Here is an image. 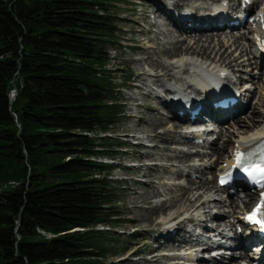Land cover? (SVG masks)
<instances>
[{
    "label": "trees",
    "instance_id": "obj_1",
    "mask_svg": "<svg viewBox=\"0 0 264 264\" xmlns=\"http://www.w3.org/2000/svg\"><path fill=\"white\" fill-rule=\"evenodd\" d=\"M118 4L0 0V264H114L111 231L125 215L101 160L122 149L107 67Z\"/></svg>",
    "mask_w": 264,
    "mask_h": 264
},
{
    "label": "bare ground",
    "instance_id": "obj_2",
    "mask_svg": "<svg viewBox=\"0 0 264 264\" xmlns=\"http://www.w3.org/2000/svg\"><path fill=\"white\" fill-rule=\"evenodd\" d=\"M178 1L181 4H188V6L178 7L175 0H143L145 6L146 4L150 5L149 11L152 14L153 24H147L146 34L142 29H139L138 34L144 38L133 49L134 51L139 50L140 56L133 59L135 65V74L133 75L137 78L135 80L136 83L133 84V89L138 94H134L129 98V103L132 107L130 109L132 118L130 119H135L133 118L135 117L133 109L142 106L143 97L151 100L150 104L147 105L155 106L157 104L160 108L164 107L163 109L167 113L165 117L149 119L144 127H140L136 132L134 131L135 134L133 135H127V138H133L136 140L137 145H141L143 148L147 146L148 149L141 153V156H144L145 153L152 155L155 149L159 147V143L160 147L162 146L160 140L153 143L156 138L165 134V132L171 134V131H174V138H168L173 141L168 146L174 153L167 155L177 158L176 169H178L175 173V166H171L169 162L168 165H164L162 163L164 160L158 164L152 161H145L147 164L143 163L142 166L138 167L147 166L146 172L152 170L155 176L163 178L159 183L156 177L149 179L147 177H150V174L145 172L146 177L144 174L139 173L147 181L143 186L144 193L147 190L148 182H151L154 187H158L159 184L162 185L160 188L149 187L150 195L153 198L144 197V200L147 202L152 201V205L149 206L151 207L149 215L141 219L140 223L150 227L154 223L156 215L165 214L166 211L174 209L172 213L158 219L157 224L160 225L158 230L155 229L154 232L145 230L144 232L150 236L148 241L155 239L159 243L156 245L159 250L174 253L167 257L158 255L157 250L151 251L153 248L150 249L148 247L150 242H147V248L144 251H151L152 254L149 258H139V261L147 260L143 262L145 264H163V260L178 259L185 261L187 264H253L247 258L252 256L251 253L256 250L252 249L250 251V246L246 244V240L243 237L240 242H228L225 247L228 248L227 250H232L230 253L222 249L211 251L195 250L197 247L189 242V239L194 237V233L188 229L187 223L193 227H199L202 224L203 226H208V222H213L211 231L216 234L213 236H216V238L217 236L220 237L222 242L229 235L240 238L237 233V227H246L243 220L245 212L248 213L250 208L261 200V198L257 200L249 195L245 199H238V197L237 199H232L227 204L226 200L222 197H216V195L222 191L217 185V177L229 168L234 157L257 144L264 137V109H261L264 108L263 96L258 99L260 110L251 106L252 98L256 96L257 92L260 94L264 93V81L262 80L264 63L259 61L261 59L258 58L257 52L263 61L264 53L255 47L260 43V39L264 35L261 27L262 23L259 21L255 26H251V24L245 25L242 33L238 36L232 35V32L226 35L222 28L214 27L213 24L223 21L227 17L231 18L233 16L232 9L235 8L237 10L244 2L243 0ZM245 5L247 12H253L260 7V12L264 16V0H250ZM157 12H159V15ZM255 21H257L256 17ZM204 24H207V27H203ZM151 41L155 42L157 48L149 46ZM142 43L145 44L142 45ZM232 48H234L233 51H231ZM236 51H238V54L235 53ZM244 57H247V59H244ZM238 66L243 67V71L248 75L247 78H241L240 76L238 79L235 78L238 76V71L235 70ZM245 66L254 67L255 69L261 68V71H258L256 76L251 69H245ZM189 77L192 79L195 77L200 87H196L193 80H189ZM239 78L241 79L239 80ZM242 79H246L251 84L254 81L256 82V79H259L260 84L256 82L257 87L246 83L243 84ZM234 84L239 85V90L242 89V93L238 97L241 105L236 106L233 112L227 114V120L219 128L217 127V137L210 142H207V138H213L214 133L192 134L188 132V129L194 125L187 123L188 117L185 115L178 117L177 114L172 112L178 107L182 96L185 101L193 98L197 100V104L201 107L200 116L196 117L193 122H199L203 119V116L208 112L210 113L209 103L205 100V95H202L200 88L205 92L208 91L207 96L211 98L216 93L222 92L227 85L232 87ZM140 91H143V93ZM170 94L172 95L168 98L174 97V100H167L168 98L166 97ZM245 96L247 98L242 99ZM200 99L202 101H199ZM144 102L146 101L144 100ZM247 112H250L249 115L242 118ZM159 115H163V113L160 111ZM222 115L225 114L223 113ZM168 119L174 120V122L168 121ZM183 125H186L188 129L176 132L178 126ZM164 126L169 128L165 131H159L155 136H148V140H143L142 134L145 135V132L150 134L156 127L164 128ZM200 139L201 142L199 141ZM142 141L146 146L141 144ZM146 141L150 143H146ZM163 147L166 149L164 144ZM172 147H175V149H171ZM159 151L160 149L158 148L154 154ZM200 154H207L206 156L209 157L208 159L207 157L200 159ZM165 158L167 159V157ZM140 159L142 158H139V161ZM196 161L201 163L198 164ZM139 164L134 165L131 170L133 171ZM170 166L175 179L169 178L168 174L171 175V172H166ZM158 168H161L160 172H163V174L157 172ZM212 171L216 178L215 182L207 177V175L212 174ZM192 175H195V179H192ZM168 178L177 183L168 181ZM184 178L185 181H183ZM202 178L204 179L200 180ZM154 182H156V185ZM166 184L173 185L165 191L163 185ZM260 192L264 193V188ZM244 210L246 211L244 212ZM215 219L217 221L214 224ZM37 231L47 239L53 237L41 230ZM231 232L232 234H230ZM210 234L214 233H205V235ZM249 235H251V232H249ZM209 242L211 243L208 240L207 244ZM233 245H238L242 251L232 249L231 246ZM205 248L207 249V247ZM186 249H194L192 250L193 252H201L203 256L208 254L210 259L194 262V255L191 251L183 252L187 251ZM219 250L223 251L221 256L217 259L211 258L210 254ZM248 251L250 253H245ZM226 254H229V256ZM203 256L200 257L202 258ZM258 259L260 264H264L263 252L260 253Z\"/></svg>",
    "mask_w": 264,
    "mask_h": 264
},
{
    "label": "rangeland",
    "instance_id": "obj_3",
    "mask_svg": "<svg viewBox=\"0 0 264 264\" xmlns=\"http://www.w3.org/2000/svg\"><path fill=\"white\" fill-rule=\"evenodd\" d=\"M117 1L119 3L118 7L115 8V10L113 11L115 12V15L118 17V25L120 28L119 36H120L121 42H120V45L118 46L116 45V46L108 47L107 67L109 68V73L111 77L114 79L113 80L114 86L116 88H120V94L116 93L115 96L119 97L120 100L122 101L123 109H122V115L118 123L112 126L110 129V133H111L110 136L114 143H117V142L127 143L126 145L127 147L126 146L122 147V149L119 152H117V154H115L114 161L105 160V159L104 160L102 159L101 161L113 163L114 165L113 170L110 172L108 176V179L111 180L115 186L120 188V191L117 192V195H119L117 197L119 198L115 204H116V207L118 208L117 211L125 215L123 218L125 223L121 224L119 227L115 229H112L111 231L112 239H113L112 241L113 246L111 247L113 250L117 252V255L110 256V260L116 264H145L143 262L147 260L139 261L140 260L139 258L141 256H138L141 251H144L147 248L146 243L150 242L148 241V237L150 236L144 233L145 230H148L149 232L150 231L154 232L155 229L158 230V227H160V225L157 224L158 219L164 217V215L166 216L172 213L174 209L166 211L165 214L156 215L154 217V223L150 227H146V224L140 223L141 219H143L145 216H148L150 213L151 207L149 206L152 205V201L147 202L144 200V197L153 198V196L150 195L151 191H149V187L160 188L162 185L159 184L158 187L157 186L154 187L153 185H151L152 184L151 182H148L147 190L144 193L143 186L147 183V181H146V178L143 177L139 173H142L145 175L147 166L142 167V168H138V167L140 165L142 166L143 163L147 164L145 161H152L158 164L160 161L164 160L162 161L164 165H168L169 163H171V166L172 165L175 166V173H176V170H178L176 169L177 158L170 157L169 155H167L170 153H174L172 150H170L168 144H172L173 141L169 139L174 138L175 132L171 131L172 132L171 134L165 132V134L159 135V137L156 138V141H154L153 143L159 142V140L162 142L161 143L162 146L160 147V143H159L158 144L159 147H157V149L159 148L160 151L154 154V152L157 150L155 149L152 155H148L147 153H145L144 156L140 155L141 153H144L146 149H148L147 146L144 144V142L142 141L141 144L142 145L144 144V146H146L145 148H143L141 145H135L136 140H134L133 138H127V135H133L135 134L136 130L138 131L140 127L142 126L144 127V125L149 119H152L153 117L155 118H159L161 116L165 117L166 110L163 109L164 107L160 108L157 104L155 106L147 105V104H150L151 100H149L147 97H143L141 101L142 106H139V108L137 109H133L134 110L133 112H135L134 114L135 117L133 118L135 119H130L132 118L130 114V109H132V107L129 103V98L130 96H133L134 94H138L132 87V84L136 83L135 80H137V78L133 75L135 74V69H134L135 65L133 63V59L140 56L139 55L140 51L139 50L134 51L133 49L144 38L142 35L138 34L139 29H142V31L146 34L147 28H148L147 24H153V20H152V14L149 11L150 5L146 4L145 6L143 0H117ZM175 1L178 7L188 6V4H181L178 0H175ZM234 1H237V0H234ZM194 10H197V9H194ZM157 14L159 15V12H157ZM230 33L231 32H225L226 35ZM232 33H233L232 35L234 36L238 35V31H233ZM148 37L151 38V36L149 35ZM150 43H149V46L157 48L154 41H151ZM144 44L145 43H142V45ZM233 49L234 48H232L231 51H233ZM235 53L238 54V51H236ZM244 59H247V57H244ZM241 66H238L235 69L236 71H238V76L235 77L237 79L239 76L241 78L248 77L246 72L243 71L244 70L243 67L241 68ZM245 69L247 70L251 69L253 73L256 74V76L258 75L257 72L261 71V68L255 69L254 67L250 68V67L245 66ZM241 78H239V80ZM256 80H257L256 82L260 84L259 79H256ZM262 80L264 81V74H263ZM256 82L254 81V83L252 82L251 84L246 79L244 80L242 79L243 84L246 83L248 85H252L255 87H257ZM261 94L257 92L256 96L252 98V104H251L252 107H257L259 108V110H260V102H258V99L263 96V100H264V95H263L264 93H261ZM144 100L146 102H144ZM261 109H264V108H261ZM159 110L163 113V115H159V112H160ZM249 113L247 112V114L244 115L242 118L247 117ZM168 121L174 122V120H169V119ZM224 125H227V124H224ZM168 128H169L168 126H164V128L156 127L152 132H150V134L146 132H145V135L142 134V138L143 140H148V136H155L159 131H165ZM186 129H188L186 125H183L180 127L178 126V130L176 132L184 131ZM217 133L218 131L213 134L214 137H217ZM146 143H150V142L146 141ZM163 144L166 146V149H164ZM171 149H175V147H172ZM206 155L207 154H200L199 158L201 159V158L207 157L208 159L209 156H206ZM165 157H167V159ZM139 158H142V159H140L139 161ZM196 162L198 164L201 163L198 161ZM138 163L140 164L134 168L133 170L135 172L134 173L131 170V168L134 165H137ZM171 166L168 168L169 170H167L166 172H171V175L168 174L169 178L175 179V175L171 169ZM157 170H158L157 172L163 174V172H160L161 168H158ZM146 173L151 175L150 177H147L145 175L149 179L156 177L159 183H160V180H163L162 177L155 176L152 170H148ZM193 176L195 175H192V177ZM207 177L211 178L213 182H215L216 180V178L214 177L213 171H212V174L207 175ZM203 179L204 178L200 180H203ZM168 181L173 182L174 180L169 179ZM183 181H185V178ZM154 184L156 185V182H154ZM173 184L163 185V189L167 191L166 189H168V187H171ZM139 193H142V194H139ZM208 223L212 224V222H208ZM155 245H157V243L151 241V243L148 244V247L152 249L154 248ZM124 249H126V251L122 253V250ZM134 251L137 252L136 255L134 256L128 255ZM142 257L145 259V258H149L150 256L148 254H144Z\"/></svg>",
    "mask_w": 264,
    "mask_h": 264
},
{
    "label": "snow or ice",
    "instance_id": "obj_4",
    "mask_svg": "<svg viewBox=\"0 0 264 264\" xmlns=\"http://www.w3.org/2000/svg\"><path fill=\"white\" fill-rule=\"evenodd\" d=\"M239 162H240V157L238 155L237 156V163H239ZM245 171L249 172V175H252V173H254V172H262L264 170L253 168L251 170L245 169ZM253 179H255L254 176H253ZM222 183H223V181H222ZM261 202H262V204H264V194H262ZM259 210H260V206H258L257 209L254 210V212L248 217V219L251 220L254 223L261 224V227L264 228V223H262L261 221L256 219V216H257V213L259 212Z\"/></svg>",
    "mask_w": 264,
    "mask_h": 264
},
{
    "label": "built area",
    "instance_id": "obj_5",
    "mask_svg": "<svg viewBox=\"0 0 264 264\" xmlns=\"http://www.w3.org/2000/svg\"><path fill=\"white\" fill-rule=\"evenodd\" d=\"M14 94H15V92H14V91H11V97H13V96H14Z\"/></svg>",
    "mask_w": 264,
    "mask_h": 264
}]
</instances>
